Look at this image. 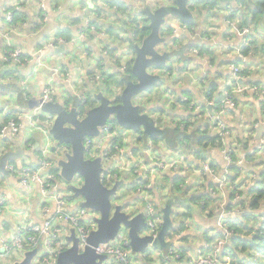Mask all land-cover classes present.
<instances>
[{
  "label": "built area",
  "instance_id": "1",
  "mask_svg": "<svg viewBox=\"0 0 264 264\" xmlns=\"http://www.w3.org/2000/svg\"><path fill=\"white\" fill-rule=\"evenodd\" d=\"M156 1L160 2V0H148L146 6L150 5L155 10L169 6L159 4L158 7L154 8L153 3ZM21 2L18 1L16 4L6 7L3 10V16L0 18V39L5 41L3 58L4 63L8 66L22 65V63L29 61L24 51L13 44V38L22 32L20 28L15 26L16 15L23 11ZM54 5L56 6V3ZM103 8L106 9L107 6L105 5ZM38 9L39 17L33 22V25H42L47 21L44 0L38 3ZM231 10L230 16H233V13L237 15L240 13V8ZM114 11H117L116 7ZM90 13L84 11V17L78 27L80 38L88 39L92 43L95 42L96 46L101 50L100 58L96 59L93 54L92 59L95 62L94 64L92 63V71H89L90 74L86 77V80L88 79L89 81L90 89L84 91L82 88V85L85 84L82 71H76L75 78L72 79V73L68 69L63 67L48 69L46 66L45 69L49 70L53 77L64 79L72 87V91L64 92L63 87H56L53 83H48L43 91L41 104L33 113L28 115L19 113L10 106H7L2 111L0 110V159L5 153L10 152L6 144L8 141L18 138L22 131L23 120L27 122L28 129L32 135L30 139L38 135L40 140L38 141V153L33 144H28L31 151H33L34 164H31L28 160L26 162L18 160L16 164L10 161L6 167L9 174L4 176L7 178L0 177V216L10 217L7 214L12 212L17 217L12 219L18 221L13 227L1 225L3 232L0 233V263L13 257L16 252L19 254L14 257L12 263L22 262L28 253L35 252L30 264H58L60 254L72 247L73 243L70 241L72 236L78 239L79 252L82 253L88 246L89 237L98 229L99 218L93 219L91 214L94 211L75 202L72 189H81L84 184L80 187V180H77V177L68 182L59 175L58 161L68 157L71 147L55 143V141L50 139V131L56 118L42 111L45 103L58 102L63 104L69 95L75 97L81 105L87 106L89 105V98L86 93L96 91V86L98 87L102 84L105 79L104 74L110 75L118 71L117 69L120 67L121 72H126L127 70L125 61L121 57L119 59H116V57L112 58L109 52L106 49H102L99 44L101 39H105L108 36H115L119 38V41L123 40V37L117 36V32L109 34L105 27H102L106 25L110 14L101 13L99 6L95 10L90 11ZM176 25L173 32H179L176 35H181L185 25L182 23ZM244 33L249 34L250 30L244 29ZM71 43L66 42L60 35H56L54 43L49 44L48 47L54 49L57 44L63 46ZM41 50L45 52L48 48H42ZM79 51L90 56L84 46H80ZM193 54L197 53L193 52ZM39 65L43 66L44 64L39 62ZM229 71L232 73L234 88L222 87L219 89L223 94L221 99L223 106L234 110L237 108L238 102L236 100L246 95H251L264 101V84H247L245 81L246 77L243 74L245 71L242 66L232 64L229 66ZM92 85H94L95 89L92 88ZM182 101L185 102L187 99H182ZM204 104L208 107H213V103L209 105V102H206ZM193 105L190 110L194 111ZM201 106L197 107L198 110H201ZM91 108L90 106L89 109ZM85 113L82 112V116ZM225 113L226 110H222L215 115L213 113L205 115L208 121L215 122L217 125V131L214 133L216 140L211 147L217 148L224 159L221 171L209 159L197 161V157L193 152L186 160H183L179 157V151L176 149H169L172 153L170 158L155 157L150 150H145V160L140 163L135 162L136 149L131 143L132 138L127 135L121 136L116 131V122L113 119H110L104 127L100 128L97 137L85 138L84 140L85 158L91 161L96 159H101L102 161V182L106 187H112L115 181L120 179L117 170L126 173L128 179L129 175L134 179L128 180L127 184L130 186L136 185L133 198L138 201H134L133 204L137 205L135 210L140 212L132 215L144 214L146 227L140 232L142 237H151L155 241L162 231L164 224L162 209L166 204L163 205L159 202L166 203L171 192V185L166 180L167 176L183 178V182L179 184L178 188L183 190V187H191V191H194V194L199 193L197 191L204 186L208 187L210 184L214 186V188L208 189V192L216 196L219 201L217 202L218 230L212 239H215L219 233L223 234V237H218L212 243L206 240V252H199L191 264H231L229 257H222L228 240L235 235V232L228 229L226 224L229 221V217L247 216L249 213L243 212V204H246V201L241 192L245 189V186L254 187L251 184L255 183L256 175L245 173L244 169H242L244 165L243 159L247 154L244 153V156H241L239 152L248 150L252 141L247 146L239 143L238 137L227 126V121L224 117ZM256 125L254 124L253 128ZM145 142L149 147L155 145L151 139H147ZM231 142L232 146H230ZM259 145H264V138ZM180 147L183 150H187L189 143L185 141ZM177 149L179 148L177 147ZM161 150L166 151L164 148L159 147V152ZM59 151H61L62 156H59ZM204 152L207 151L204 150ZM129 159H132V161H129ZM187 160L194 162L195 166L189 164ZM248 162L249 160L246 159L245 164ZM234 168L238 169V171L233 172ZM2 178L16 181L17 188L14 187L12 189L17 190V194L24 202V210L15 212L10 209V202L7 196L1 193V188L6 184ZM230 193L233 195L231 201L225 202L226 195L230 196ZM165 195L166 198H164ZM36 197H39L37 208L30 206L26 210L28 208L27 204L34 203ZM230 202L234 207L232 210L226 211V207ZM201 205H205L204 202ZM30 215H32L31 219ZM7 230H10V232ZM184 235V232L177 229L173 223V228L170 229L166 239L170 246L168 252L159 250V252H164L165 254L160 258L157 256L154 260H159L163 264L181 260L188 250L183 245L177 246L173 241L181 239ZM123 239L126 238L124 237ZM110 243L100 244L95 248V252L98 255L115 258L118 264H134L131 260V256L134 253L129 237L120 245L110 246Z\"/></svg>",
  "mask_w": 264,
  "mask_h": 264
},
{
  "label": "crops",
  "instance_id": "2",
  "mask_svg": "<svg viewBox=\"0 0 264 264\" xmlns=\"http://www.w3.org/2000/svg\"><path fill=\"white\" fill-rule=\"evenodd\" d=\"M18 1H22V12L25 14V20H23V22H17V24L15 23V26L20 28L22 32L21 34L16 35L13 38V44H15V46L17 47H20L24 51L25 56L28 58L29 61L27 63H22V65H7L6 67L3 58L5 41L3 39H0V74L2 75L0 78V110L2 111L7 108V106H10L17 112L28 115L33 113V111H35V109H38V107L40 106L43 91L45 90L48 83H53L56 87H63L64 92L72 91V87H70V85H68V83L64 79L53 77L52 73L49 70L45 69L46 66L48 69H56V67L66 68L71 71L72 79H74L76 74L75 67L70 68L71 62L67 61L70 57L65 56L67 51L71 49H74V52L75 50L78 51L79 55L77 54V56L80 59H76V64H79L83 67V71L81 73H83V79H85V84L82 85V87L84 88V91L90 89L89 81L88 79L86 80V77H88V75L90 74V72L86 70L88 63H86L85 57L79 53V48L80 46H87V48H90L91 51L94 53V57L96 59L101 57V50L96 47L95 42L93 44L88 39L80 38L79 33H77V31L79 30L78 26L80 25L84 17V11L90 13V11L95 10L97 6L103 8L105 5L107 6V3L110 4L112 0H44L46 5L47 21L39 26H34L33 22H35L39 17L38 3L42 0H0V18L3 16V10L6 7L16 4ZM113 1L125 4L127 6L126 10L129 7L134 10V8L137 7L136 5L138 3V0ZM55 3L56 6L54 5ZM98 3H100V5H97ZM237 8L239 7L236 6V4L230 3V5L222 9V11H220L221 18L219 19L217 25L218 32L216 33V31L213 32L212 30L211 33H209L216 34V37L213 35L210 36L209 42H205V45L203 47L208 49L214 56L211 57V55L206 52L205 54L201 55L202 57H192L194 55L189 56L190 66L191 63H193L195 64L196 68L202 67L204 71H183L186 74L185 76L183 75V77H188L185 80L183 78L180 80L182 83V87H177L173 89V93L175 95H188L189 98L191 96L193 103L196 104V107L200 106L202 103L201 99L198 98V95L200 84L204 79H210L211 83L216 82L220 85V89L223 87L222 83H220L218 80L220 71H218L217 69L220 66L221 60H217L216 55H219V52L216 53L215 51L217 49H223V53L228 54V52H226L225 50H231L233 47H235L232 56L235 57V60L237 59V57H239L238 50L244 42L245 37H242V35L240 34V28H238L237 26L235 28H230V26L227 24L229 20L232 21V17H230V10H237ZM176 24L177 20L175 19H171V21L167 24V26H172L171 29L174 37L176 34L179 33L173 32L174 27L177 26ZM232 24H236V22ZM64 32L71 33L70 41L69 39H63L68 43H72L63 45L65 47V50L61 52H57L62 47L58 44L55 45L54 49L49 48L48 45L54 43L55 36L60 35V33ZM130 34L131 33H129V36ZM258 35H261V33L258 32ZM261 40L264 41V36H262ZM42 48H48V50L42 52ZM120 50L121 49H116L114 53L118 54L120 53ZM251 57L253 56L247 57L248 59H246L248 69L249 71H251L250 79L258 84H264V52L262 54L261 59L259 60H257L255 57ZM215 60L217 61L214 63L213 61ZM39 62H43L44 65L40 66ZM5 71L12 72H10L7 76L5 74ZM113 74H120V72H115ZM17 77H21V79ZM172 85L173 84L171 83V81H167L168 88L171 89ZM19 90L24 91V94L22 95L24 99H21L19 97ZM205 90H207V86L205 89L201 90V97L203 96V91ZM204 97L205 96H203V98ZM236 101H238V108L233 110V113L235 112L238 118L236 122L237 130H235V132L238 135V138H240V136L242 137V133H244L245 131L246 124H250L253 119L254 122L252 123V125L258 124L259 121H264V101L262 99H257L251 95L240 97ZM177 107H173L172 109V112L176 119L181 118V120H186L187 118H189L190 120H194V118L192 117V115L194 114L192 112H197V110H186L185 106L181 103ZM174 108L176 112H174ZM245 111L247 112V114L245 118L242 119V114H245ZM253 113H256L258 118L256 116H253ZM230 124L232 127V123ZM183 125H185L184 127H186L185 122H183ZM31 136L32 135L28 129L27 122L23 120L22 131L18 138L13 141L10 140L8 142H10L11 145L9 147L10 151H23L24 154L21 156L20 161H23L21 160L22 157L26 156L28 158V161L31 164H34L35 159L33 151H31L28 146V144H32L30 143V141H32L30 139ZM35 137L37 138V140L34 143L35 145H33V147L37 149L39 147L38 141L40 140L38 138V135H35ZM259 144L260 142L253 140L249 145L248 150H245V152H239L241 156H244V153L247 154L243 159L244 165L242 166V169H244L245 173L254 172L255 169L253 167L256 166V164L260 163V161L255 160L254 162L249 161L245 164L247 156L253 155L254 151L260 146L262 149L264 148V145ZM213 149L214 154L210 157V161L219 171H221L224 165V159L217 148ZM167 151L168 152L163 158H170L172 156L171 151L169 149ZM0 177L7 178L1 175ZM3 180L6 182V184L1 188V193L7 196L10 202V209L15 212L24 210V202L17 194V190L12 189L14 187L17 188L16 181L8 179ZM131 180L134 179L130 177V181ZM227 194L229 195V193ZM228 195H226L225 202L229 201L230 196ZM159 203L163 205L166 204L161 201ZM38 205L39 197H36L34 199V203L29 204V207L26 210H28L30 206L37 208ZM215 205L217 207V203ZM213 210H215V208H210L208 209V211H202L194 206L191 217H189L187 214H183V220L177 223L175 226L177 229L184 232L185 235L181 239L174 240L173 243L175 242L177 246H185L188 251L184 254L181 260L176 262L170 261L165 264H191L192 261L197 257L199 252H206L205 241L207 239H212L213 237H215V234L218 230V213L214 211L213 214ZM184 211H186L187 213L186 209H183V212ZM7 215L10 217H5L4 215L0 216V233L3 232V230L1 229V225H5L6 227H13L15 224L18 223L17 220L12 219L17 218L14 213L9 212ZM30 216L31 219L32 215ZM7 231L10 232V230ZM164 254V252H159L157 256L158 258H160ZM152 258H154V255L152 256ZM113 260L116 264V259L114 258ZM131 260L134 264H163L162 262L160 263L159 260L156 261L151 259L147 256V254L132 255Z\"/></svg>",
  "mask_w": 264,
  "mask_h": 264
},
{
  "label": "water",
  "instance_id": "3",
  "mask_svg": "<svg viewBox=\"0 0 264 264\" xmlns=\"http://www.w3.org/2000/svg\"><path fill=\"white\" fill-rule=\"evenodd\" d=\"M194 1L196 0H175V3L166 7H160L154 10V12L149 13L151 33L142 46L135 50V58L132 55L134 61L133 74L136 81L127 83L123 90L118 89L119 85L116 88L115 85L111 86L114 95L113 101L100 95L98 97L99 105L89 109L83 116V111L77 110L75 107H72L71 110L66 109L68 102L71 100L78 101L72 95H69L63 104L48 102L43 105L42 111L56 118L50 135L56 139L58 144L68 145L72 148V155L58 161L62 170V178L69 182L75 176L82 177L84 179V186L81 189H72L74 197L82 198L83 207L99 214L98 229L89 237L88 246L85 250L82 253L79 252L78 239L72 236L70 241L73 245L70 249L60 254L58 264L107 263L110 258L98 255L95 252V248L100 244L115 241L122 228L127 230L130 245L133 253L136 255L146 254L150 248L164 250L169 246L166 239L170 229L173 227L172 205L167 204L162 209L164 224L159 237L155 241L151 237H142L140 232L146 227L144 214L138 213L136 216H133V213L128 214L123 211L122 207L113 206L112 198L118 192L120 181H115L114 185L110 188L103 184L102 161L101 159L91 161L85 158L84 140L85 138L97 137L100 128L104 127L110 119H113L127 130H142L143 136H138V140L151 138L171 139V131L161 128L150 115L142 113V107L135 104V100L136 97L144 95L145 92L152 90L158 84H161V82H164L167 86L168 80H163L165 77L158 74L151 76L148 71H151L153 67L156 71L162 70L165 72V69L171 70V66L169 65L172 63L169 53L171 50L162 53L160 49L159 51L157 49L161 45L167 48L165 40L161 37V32L168 17H174V19L179 21L191 23L193 21V14L189 11L187 3L192 4ZM169 27L172 28L171 25ZM175 36L179 37L182 35ZM172 49L175 50L176 48L173 47ZM63 50H65L64 46L57 52ZM115 72L125 74V72L121 71ZM115 75L113 73L110 75L104 74L105 79L103 83L106 77ZM117 91L122 93H116ZM182 99H187V101L183 102ZM182 99H180L181 104L185 106L189 104L193 105V101H190V99ZM144 101H146V98ZM151 107V105H147L149 112H153ZM209 109H211V106H209ZM199 113L201 117L205 115L202 106ZM254 132V140L260 142L264 138V121H259L254 127ZM127 136L133 137L130 134ZM23 154L22 150L5 153L0 159V175L8 176L9 173L6 169L8 163L20 160ZM34 255L35 252H30L26 255L24 261L12 264H30Z\"/></svg>",
  "mask_w": 264,
  "mask_h": 264
},
{
  "label": "rangeland",
  "instance_id": "4",
  "mask_svg": "<svg viewBox=\"0 0 264 264\" xmlns=\"http://www.w3.org/2000/svg\"><path fill=\"white\" fill-rule=\"evenodd\" d=\"M147 2H148V0H138V3L136 5L137 7H135L134 10L132 9V11L129 10V8H127V10H126V7H127L126 5H124L122 7L123 11H120V12L118 10L114 11V10L109 9L108 3H107L106 9L100 7L101 13L110 14V16L108 17V21L105 25V29L107 30L108 27H114V29H117V31H115L118 33L117 36L123 37L122 41H119V38H117L115 36H113V37L108 36L105 39H101L99 41L100 47L102 49H106L107 46H110V48L121 49L120 53H118V54L111 53L108 49H106V51L110 52L109 54L112 58L116 57V59H119V57H121L125 61L126 68H128L129 62H131L133 60L132 51H131V48H129V44L132 43L131 39L129 38V33H131L132 32L131 29H133L131 27L132 21L129 17V13H126V12H130V15L134 16L135 14H138L140 11H142L146 7ZM170 3L172 4V0H160V2L156 1L155 3H153V6H154V8H156L159 6V4L170 5ZM222 4L223 3L220 2V4L216 7V9L213 12H211L210 14H207V12L205 11V12H202V14H203L202 16H199V17L197 15H196V17L194 16L193 17V22L195 24L194 28L192 30H190L187 27L183 28L182 34H181L182 36L178 37L180 39L178 40V44L175 46V48H176L175 50H179L182 47H189V45L191 44V45H193V47L188 49L189 50V53H188L189 56L194 55L193 52H195L197 54H195L192 57H196V56L202 57L200 55V52L197 49L198 47L196 45H197V43H199L201 46H204L205 42H209L210 36L213 35L216 37V34H214V33L209 34V33H211L212 30H213V32H215V31H216V33L218 32V26L217 25H218L219 19L221 18L220 11H222V9L220 7ZM97 5H100V3H98ZM240 16H241V13H239L235 19L232 17L231 20L234 22H232L230 20L228 21L227 24L230 26V28H232V27L235 28L236 26L238 28H240V25L242 23L239 21ZM171 19H174V18L168 17L166 22L169 23L171 21ZM175 20H177V19H175ZM235 22H236V24H232ZM177 24H181V23H179V20H177ZM80 25H81V23H80ZM37 26H39V25H37ZM167 27L168 26H164V28H167ZM118 28H120V30ZM249 30H250L249 34L244 33V28L242 30L240 29V31H239V32H241L240 34L242 35V37H245L246 35H248V39L246 36L244 42L240 46V48L238 50L239 57H237V58H241V65L244 68V71H246V69H247V71H249L248 64H246V59H248V58L243 56L240 49L243 48L244 46H248L251 41H255V40L256 41L257 40L262 41L261 40L262 36H264V31H261V30L255 31L252 28H249ZM258 32L261 33V35H258ZM77 33H78V31H77ZM166 44H167V48L161 45L159 48H157L158 51L160 49V51H162V53H163L164 51H167V50L170 51L174 47L172 42L169 39L166 41ZM255 47H258V45L255 44ZM84 48L87 49L86 46ZM222 50L223 49H217L215 51L216 53L219 52L218 53L219 55H216L217 60H219V59L221 60L220 66H219V68H217L218 71H220V73H219L220 75L218 76V80L220 83H222V86L224 88H234V84L232 83V73H231V71H229V66L235 63V57L232 56V53L234 52L235 47H233L231 50L230 49H228V50L224 49L226 52H228V54L223 53ZM254 52L256 53L255 58L257 60L261 59L262 54H263L262 45H260L258 50L254 49ZM79 53L85 57L86 63H88L86 70L92 71L91 65H92V63L94 64V62H95V60L92 59V56L94 53L91 51L90 56L85 55L84 53H82L80 51H79ZM77 54H78V51L75 50V52H74V50L71 49V50L67 51L65 56L70 57L67 60V61L71 62L70 68L75 67V71H83V67L79 64H76V59L77 60L80 59L77 56ZM253 55L254 54H251V56H253ZM251 58H253V57H251ZM217 60H215L214 63ZM169 65L171 66V70L165 71L166 73L162 70L156 71L154 67L151 68V71H148V73L151 76H156L158 74V75H162L164 77L166 75V77L163 78V80H165V81L168 80L171 82L175 81L172 83L173 85H172L171 89H169L164 82H161V84H158L152 90L145 92L144 95H142L140 97H136V100H135L136 103L135 104L140 105L142 107V113L150 115L155 120L156 124H159L162 127L165 126L166 128H175V129L182 130L180 128V125L184 129L185 125H182V123L184 121L181 122L179 118L176 119L174 117V114L172 112H169V110L171 108H173L175 106L177 107V103H180V100L178 98H176L175 94L173 93V89L177 88V87H182V83L180 80L182 78L185 80L188 77V76L183 77V75L184 76L186 75L183 71L188 72V71H192V70H195V71H204V70L202 67L196 68L195 64H193V63H191V66L189 64L185 68L184 66L179 64L178 58H172V63H170ZM94 67H96V66L94 65ZM120 68H118L117 70L122 71ZM163 72H164V74H163ZM173 73H174V75H173ZM1 76L2 75L0 74V78H1ZM110 78L111 77H106V80L110 79ZM245 81L249 85H251V83L253 82L250 79V77H246ZM209 82H210V79H208V83ZM201 87H203V86L201 85ZM205 88H206V85L202 89H205ZM202 89L199 88V95H198V98L201 100L203 98L200 95V92ZM87 93H89V92H87ZM96 93H97V91L90 92L88 96L95 97ZM116 93L120 94L122 92L117 91ZM145 98H146V101H144ZM109 99L111 101H113L114 95L110 96ZM203 102H209V105H210V103L214 104V101L206 100L204 98H203ZM75 103H79L78 110H82L83 112H88L90 106L95 107V106L99 105V101L97 99L93 100V105H87V106L81 105L80 102H78V101L71 100L70 102H68L66 109L71 110L72 107H75V105H76ZM146 103H147V105H151L153 107V110H154V108L159 107V105H160V107L163 108L164 113L159 114L156 112H154V113L149 112ZM189 106L192 107L191 104L185 106L186 110H188ZM193 107H194L195 111L198 110V108L196 107V104H194ZM237 108H238V105H237ZM229 110L230 109H226V113L224 114V117L226 118L227 126H230V123H232L233 126H232L231 131L234 130L233 132H234L235 136L238 137V135L235 132V130H237L236 122H237L238 118H237L236 113L235 112L233 113V110L232 111H229ZM199 111L200 110H198L197 113H199ZM209 113H211L210 110L205 111V115H207ZM246 114H247V112L245 111V114H242V119L245 118ZM253 116L257 117V114L253 113ZM193 117H195L197 119V121L203 122L202 126L203 125L205 126V128L203 127V130H205L206 127H208V132H207V133H209L208 136L213 135L215 133V131H217L216 123L208 121L206 116L201 117L200 113H199L198 115L193 116ZM242 119H241V121H242ZM253 122H254V119L250 124H246L245 131H244V135L248 136L250 138L251 137L253 138L255 135L254 128L252 125ZM242 125H243V123H242ZM202 126H199V128L201 130H202ZM190 128L192 129V127H190ZM116 131H118L121 136H126L128 134L133 136L131 143L134 145V148L136 149L135 158H134L135 162L140 163V162H143L145 160V154H144L145 150H150L151 153L155 154L157 157L163 158V157H165L167 150L170 149V147L166 144L165 140L162 138H160L158 140H154L153 138H151V140L155 144L152 147L147 146L144 139L138 140L137 139L138 136H143L142 130H139V131H132L130 129L127 130L124 127H121L120 125L116 124ZM179 134H180V140H179V146H178L179 149H176V150L179 151V157L180 158H182L183 160H186L190 156L191 152L196 153L199 150L203 151V148H200L201 144L196 145L193 143H192V145H190V143H189L188 149L183 150L180 147V145H181V141L184 139L185 135H183V133L181 131H179ZM189 134L193 135V132L190 131ZM200 135L203 137L202 134H200ZM50 139L55 141V143H57V141L54 137L51 136ZM62 145L64 146V144H62ZM159 147L164 148L166 151L161 150V152H159ZM205 150L207 152H206V155H204V157H205V159L210 160V157L214 154V149L211 146H208V147H206ZM72 153L73 152H72V148H71L69 150L68 156L72 155ZM58 154H59V156H62L61 151H59ZM132 154H133V151H132ZM254 156H255V160H258L260 158H264V148L263 149L257 148L254 151ZM21 160H23L21 162H26L28 160V158L26 156H23ZM129 161H132V159H129ZM188 163L191 164L190 161H188ZM256 165H260L264 169V165H261V163H258ZM117 173L119 174V177H120V179H119L120 186L118 188L117 194L112 198L113 206L114 207H116V206L122 207L123 211H125L128 214L140 212V211L135 210V207H137V205L133 204L134 201H138L137 199L133 198V192L135 191L136 185L134 184L132 186H129L127 184L128 180H130V175H129V179H128L126 173L120 172L119 170H117ZM256 173L258 174V172H254V174H256ZM59 175L62 177V170H61L60 166H59ZM75 177H77V180H80V187H81L84 184V179L80 176H75ZM253 185L256 188H258V186L255 183ZM70 188H71V186H70ZM183 189L189 190L190 194H194V191H191L192 190L191 187H183ZM200 191L201 190H199L197 192H200ZM174 192L176 193V190H174ZM164 198H166V195L164 196ZM75 202L82 204L83 199L82 198H75ZM28 207H29V204H28ZM91 214H92L93 219L99 218V214L97 212H91ZM172 219H173L174 225H176L177 223H179L183 220V207L182 206H174L173 207ZM118 235H119L118 238L115 241L111 242L110 246L120 245L123 243L124 240L128 239V232L124 228H122L119 231ZM124 237L126 239H123ZM17 254H19V253L18 252L14 253L13 257L8 258L5 262H1L0 264H12L14 257ZM146 254L148 257H150L151 259L154 260L156 258V256L159 254V249L150 248V250ZM133 255H136V254H133ZM153 255H154V258H152ZM105 264H115V263H114L113 259H109L108 262ZM116 264H118L117 261H116Z\"/></svg>",
  "mask_w": 264,
  "mask_h": 264
},
{
  "label": "trees",
  "instance_id": "5",
  "mask_svg": "<svg viewBox=\"0 0 264 264\" xmlns=\"http://www.w3.org/2000/svg\"><path fill=\"white\" fill-rule=\"evenodd\" d=\"M220 2L223 3L220 7L221 9L226 8L228 5H230V3L239 6L241 13L239 21L242 22L240 25L241 30L243 28L244 29L252 28L255 31L257 30L264 31V0H196L192 4L187 3V6L189 8V11L193 14V17L194 16L196 17V15L199 17L203 15L202 12L206 11L207 14L213 12L216 9V7L220 4ZM173 3H175V0H172V4ZM124 5L125 4H122L120 2H114L112 0L109 4V9L114 10V8L116 7V10L120 12L123 11L122 7ZM129 10L132 11L131 7H129ZM154 10L155 9H153L152 6L147 5L142 11H140L138 14H135L134 16H131L129 12V17L132 21L131 27L133 28L131 29L132 32L129 36L132 42V43L130 42L131 44H129V48H131L133 58H135V50L138 47L142 46L146 38L151 33V28H150L151 24L148 15L149 13L154 12ZM233 14L234 15L230 17H233L235 19L237 14L236 13ZM23 20H25V14L23 12H20L19 14L16 15L15 17L16 24L17 22H21V21L23 22ZM181 23H183L185 27L189 28L190 30H192L195 25L193 21L191 23H185L181 21ZM167 24L168 22H166L164 26H167ZM164 26L161 32L162 39L165 40V42L169 39L172 42L173 46L175 47L178 44V40L180 38L176 36L174 37V35L172 34V29L169 26L167 28H164ZM118 29L120 30V28ZM107 30L106 31L109 34H113L115 31H117V29H114V27H108ZM60 36L66 40L69 39L70 41L71 33L69 32L60 33ZM246 36L248 39V35ZM255 44L258 45V47H255ZM260 45H262V50L264 52V41H259V40L251 41L248 46H244L243 48L240 49V51L245 57H250L251 54H254L253 57H255L256 53L254 52V49L258 50ZM196 46L198 47L197 49L199 50L200 55H203L206 52L210 54L211 57L214 56L208 49L201 46L199 43H197ZM191 47H193V45L190 44L189 47H182L179 50L171 49V51L169 52L170 57L178 58L179 64L186 68L190 64L188 49H190ZM106 49H108L111 53H114L116 50L114 48H110V46H107ZM86 52H89L91 54V49L87 48ZM234 64L241 65V58H237ZM5 66L7 67V64H5ZM133 66H134V61L132 60L131 62H129V66L124 75L116 74L115 76H112L110 79L105 80L103 84H100L98 87L96 86L97 93L95 97H90L88 96L89 93H86L87 97L89 98L88 101L89 105H93V100L97 99V97H99L100 95H103L109 99L110 96L113 95V90L111 86L115 85L116 88V86L119 85V88L123 90L127 85V83L135 82L136 79L133 74ZM165 71H168V69L167 70L165 69ZM5 72H6L5 74L8 76V74L12 71H5ZM243 74L245 77H251L250 76L251 71H247V69ZM164 77H166V75ZM17 78L21 79V77H17ZM251 84L261 85L254 81ZM201 85L203 87L205 85L207 86V90L203 91L204 92L203 96L205 97L207 96L208 100L214 101L213 107H211L210 109V112L213 113V115H215L217 112L227 109L225 106L221 104V99L223 98V94L219 91L220 89L219 84H217L216 82L208 83V80L204 79L200 84V89L203 88L201 87ZM92 88H94V85H92ZM23 94L24 91L19 90L18 95L21 99H24L22 97ZM175 96L179 100L182 98H188L190 99V101H192L191 96L189 98L188 95L180 94ZM97 100L99 101V98ZM201 102H202L201 105L203 112L209 110V107H207L202 100ZM75 104H76L75 109L78 110L79 103H75ZM179 104L180 103H178L177 106H179ZM91 107L93 108V106ZM151 108L153 109V107ZM172 109L173 108H171L169 112H172ZM153 112L163 114L164 110L159 105V107L154 108ZM174 112H176L175 108H174ZM197 112H192L194 114L192 115V117L198 115L199 113ZM180 121L181 122L184 121L186 123V127H184V129L180 127L182 130L175 128H168L171 131V142L169 141V143L172 144L176 142L177 144H179V140H180L179 131H181L183 135H185L184 139L181 141V144L185 141L190 143V145H192V143L196 145L201 144L200 148H203V151L199 150L195 153V156L197 157L196 160L199 162L206 160L204 157V155H206V152H204V150L206 149V147L212 146L214 144L216 140L215 135L213 134L208 136L209 134L207 133L208 127H206V129L202 132L203 137L197 140L196 138L198 137V134L195 137H191L187 135L188 129L191 127V125L195 124L196 122L192 123V120H190L189 118H187L186 120H181L180 118ZM116 124L119 125L117 122ZM228 128L232 130L231 124L230 126H228ZM153 139L158 140L157 138H153ZM31 140L32 141H30V143L35 145L34 143L36 142L37 138L33 137ZM253 140L254 137L251 140V138L245 136L244 133H242V137L240 136V138H238L239 143H241L244 146H247L249 142ZM10 146H11L10 142H8L6 144V147H8L9 149ZM230 146H232V142L230 143ZM170 149L172 148L170 147ZM247 159L251 162H254L255 161L254 154L247 156ZM188 161L189 160H187V162ZM257 161H260L261 165H264V158H260ZM12 162L15 164L17 163V161H12ZM190 162L192 166H195L194 162L192 161ZM253 168L255 169L254 172H258V174L257 173L255 174L256 177L254 180L258 188H256L255 186L254 187L245 186V189L241 192V194L243 195L246 201V204H243V212H249V213L247 214V216L229 217L228 219L229 221L226 224L228 229L235 232V235L228 240V243L225 249L223 250L222 257L223 258L229 257L231 260V264H264V169L260 165H256ZM233 170H234L233 172L238 171V169L236 168H234ZM254 172H251V174H254ZM166 180L171 185V192L166 201V204H170L172 205V207L182 206L183 209L187 210V213L186 211H184L183 214H187L189 217L192 216V210L194 206L202 211H208V209L210 208H215V210L212 211L213 214L214 211L216 213L218 212V209L215 205L217 202H219L218 198L208 192L209 188L212 187L214 188L212 184L208 185V187L206 186L202 187L199 193L190 194L189 190L186 189L182 190L178 188L179 184L183 182V178L180 177L171 178L167 176ZM174 190H176V193L174 192ZM232 196L233 195L230 193V198H229L230 201L232 199ZM202 202H204L205 205H201ZM233 207L234 205L230 202L226 207V211L232 210ZM218 237H223V234L221 233L217 234L215 239H217ZM215 239H207V241L209 243H212ZM169 247L170 246H168V248L164 250L166 251V253L168 252Z\"/></svg>",
  "mask_w": 264,
  "mask_h": 264
},
{
  "label": "flooded vegetation",
  "instance_id": "6",
  "mask_svg": "<svg viewBox=\"0 0 264 264\" xmlns=\"http://www.w3.org/2000/svg\"><path fill=\"white\" fill-rule=\"evenodd\" d=\"M204 99H206V100H208V98H207V96L206 97H204ZM203 101V100H202ZM204 103H206V102H204ZM206 105V104H205ZM207 106V105H206ZM208 107V106H207ZM210 110V109H209ZM190 111H193V110H190ZM205 116V115H204ZM194 118V120L192 121V123H195V124H193V125H191V127H192V129L191 128H189L188 129V131H187V135L188 136H191V137H195L198 133V137H197V140H199V139H201L202 138V136L200 135V134H202V132L204 131L203 130V127L205 128V126H203L202 127V130L199 128V126H202V124H203V122H199V121H197V119L195 118V117H193ZM158 126H160L159 124H157ZM182 125H183V123H182ZM198 125V126H197ZM161 128H163V129H168V128H166L165 126L164 127H162V126H160ZM183 129V128H182ZM190 131H192L193 132V135H190L189 134V132ZM169 141L171 142V139L170 140H168V139H166L165 140V142H166V144L169 146ZM178 145L179 144H177L176 142L175 143H172V144H170V147L172 148V149H177V147H178ZM173 146V147H172Z\"/></svg>",
  "mask_w": 264,
  "mask_h": 264
},
{
  "label": "clouds",
  "instance_id": "7",
  "mask_svg": "<svg viewBox=\"0 0 264 264\" xmlns=\"http://www.w3.org/2000/svg\"><path fill=\"white\" fill-rule=\"evenodd\" d=\"M165 250V249H164Z\"/></svg>",
  "mask_w": 264,
  "mask_h": 264
}]
</instances>
